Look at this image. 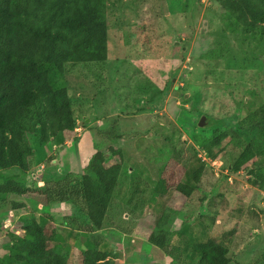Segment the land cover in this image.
I'll return each instance as SVG.
<instances>
[{"label": "rangeland", "instance_id": "rangeland-1", "mask_svg": "<svg viewBox=\"0 0 264 264\" xmlns=\"http://www.w3.org/2000/svg\"><path fill=\"white\" fill-rule=\"evenodd\" d=\"M106 21V61L64 67L73 133L62 145L32 138L27 173L0 170V183L17 176L26 186L56 174L79 179L94 153L111 148L122 171L105 221L83 235L87 221L71 206L8 196L24 207L0 203V261L25 221L43 216L77 238H64L68 264H80L84 242L106 252L109 264H197L190 247L209 239L228 249L231 264H264V193L244 171H230L252 129L242 123L244 103L229 98L264 99V28L238 25L219 0H108ZM175 88L188 97H172ZM204 116L227 135L213 160L204 145L217 129H202ZM198 159L213 165L202 175L200 204L198 193L186 199L177 191ZM164 209L172 234L159 249L148 237Z\"/></svg>", "mask_w": 264, "mask_h": 264}, {"label": "trees", "instance_id": "trees-1", "mask_svg": "<svg viewBox=\"0 0 264 264\" xmlns=\"http://www.w3.org/2000/svg\"><path fill=\"white\" fill-rule=\"evenodd\" d=\"M219 4L238 25L264 28V0H219ZM107 9L108 0H0V170L27 173L34 153L32 138L40 146L62 145L77 127L63 84L64 67L106 61ZM208 56H214V52ZM155 96L153 93L152 99ZM230 97L244 103L242 123L253 134V140L238 154L230 171H244L251 187L264 193V99L253 96L244 102L247 94L239 99L233 94ZM226 113L227 117L232 115ZM219 126L210 122L208 128L201 127L217 129L204 145L212 160L222 152L220 147L227 136ZM215 148H219L216 153ZM114 152L110 148L107 155L94 153L79 179L56 174L26 186L16 180L17 176L4 178L0 183V203L9 204L11 211L23 208L24 203L9 201L8 196L45 207L68 205L87 221L83 235L97 231L105 221L122 171V158L110 162ZM197 162L200 165L191 169L186 184L179 185L177 191L186 199L198 193L196 201L200 204L205 198L200 181L212 167L201 164V159ZM167 211L164 209L158 217L148 237V243L159 249L169 246L172 234L166 226ZM23 230L22 236L7 246L0 264H68L63 253L64 238L69 236L74 242L77 238L71 237L63 223L39 216L25 221ZM77 249L80 264H109L106 252L89 242ZM190 251L197 264H231L228 249L211 239L193 244Z\"/></svg>", "mask_w": 264, "mask_h": 264}, {"label": "water", "instance_id": "water-1", "mask_svg": "<svg viewBox=\"0 0 264 264\" xmlns=\"http://www.w3.org/2000/svg\"><path fill=\"white\" fill-rule=\"evenodd\" d=\"M179 93L177 92V88L174 89V91L172 92L171 96L172 97H178L179 100H183L186 99L188 97V95H183L182 97H179ZM210 119L206 116L202 117L200 120V127L202 128H208L210 126Z\"/></svg>", "mask_w": 264, "mask_h": 264}, {"label": "built area", "instance_id": "built-area-1", "mask_svg": "<svg viewBox=\"0 0 264 264\" xmlns=\"http://www.w3.org/2000/svg\"><path fill=\"white\" fill-rule=\"evenodd\" d=\"M211 165V167L213 166L212 164H210Z\"/></svg>", "mask_w": 264, "mask_h": 264}, {"label": "flooded vegetation", "instance_id": "flooded-vegetation-1", "mask_svg": "<svg viewBox=\"0 0 264 264\" xmlns=\"http://www.w3.org/2000/svg\"><path fill=\"white\" fill-rule=\"evenodd\" d=\"M211 124H213V123L211 122Z\"/></svg>", "mask_w": 264, "mask_h": 264}]
</instances>
